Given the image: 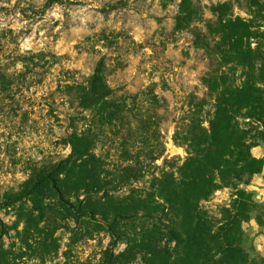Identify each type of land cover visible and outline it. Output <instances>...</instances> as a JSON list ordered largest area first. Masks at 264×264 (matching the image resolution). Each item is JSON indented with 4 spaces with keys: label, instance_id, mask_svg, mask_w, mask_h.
Listing matches in <instances>:
<instances>
[{
    "label": "rangeland",
    "instance_id": "obj_1",
    "mask_svg": "<svg viewBox=\"0 0 264 264\" xmlns=\"http://www.w3.org/2000/svg\"><path fill=\"white\" fill-rule=\"evenodd\" d=\"M230 18L253 21L263 38H251V48L264 44V0H0V203L50 174L75 205L84 197L75 189L81 167L95 183H112L113 197L151 199L158 178L175 174L188 157L174 134L186 123L190 98L207 92L202 77L210 61L197 36L212 46L220 40L216 22ZM96 68L112 94L84 106L80 91ZM107 106L120 107L121 118H108ZM79 134L88 136L89 156L72 154ZM260 146L252 151L264 155ZM130 168L140 170L136 179ZM260 174L200 202L219 226L238 189L251 193L260 210L242 223L249 252L264 234ZM99 190L89 198L105 202ZM166 223L157 213L77 216L44 185L0 206V264H143L141 253L126 254L128 241L150 234L160 249ZM111 226L121 233L112 246Z\"/></svg>",
    "mask_w": 264,
    "mask_h": 264
},
{
    "label": "trees",
    "instance_id": "obj_2",
    "mask_svg": "<svg viewBox=\"0 0 264 264\" xmlns=\"http://www.w3.org/2000/svg\"><path fill=\"white\" fill-rule=\"evenodd\" d=\"M215 25L220 40L212 46L197 36L199 46L208 51L210 61V68L202 77L207 92L202 97L190 98L186 123L178 126L174 134L175 143L186 147L188 157L175 174L167 172L158 178L151 199L133 195L123 199L113 197L107 192L112 183H95L93 173L81 167L75 189L81 190L84 197L75 205L64 199L59 179L44 174L36 178L29 189L7 198L0 206L50 185L77 216L98 215L103 220L108 215L116 219L140 213L144 217H152L153 213L164 216L167 236L160 249L151 247L147 240L150 234H143L140 241H128L126 254L141 253L143 264H264V257L254 248L249 252L241 245L242 223L251 218L252 212L260 210L251 193L238 189L219 226L200 205L220 186L249 185L253 176L264 170V155L256 157L252 153L254 147L264 144V44L257 43L251 48L249 42L251 38L262 41L263 34L251 20L230 18L219 20ZM85 87L80 91L81 96L85 93L84 106H92L89 101L96 104L91 98L101 100L112 94L100 68L94 69ZM107 109L108 118H121L120 107L107 106ZM102 111L106 114V109ZM88 144L87 134L74 136L72 154L89 156ZM161 155L157 153L154 159ZM129 170L134 179L140 174L137 168ZM97 189L107 192L105 202L89 198L97 195L93 194ZM255 219L259 225L263 224L261 215L256 214ZM110 232L112 246L121 233L113 226Z\"/></svg>",
    "mask_w": 264,
    "mask_h": 264
},
{
    "label": "crops",
    "instance_id": "obj_3",
    "mask_svg": "<svg viewBox=\"0 0 264 264\" xmlns=\"http://www.w3.org/2000/svg\"><path fill=\"white\" fill-rule=\"evenodd\" d=\"M260 148H261V146H257V147H254L253 149H256L257 150V149H260ZM252 153L256 157L263 156V154L262 155H259V154H256L253 151H252ZM263 174H264V172H262L260 174V176H263ZM254 246H255L256 250L260 253V255L264 257V234H258V235H256L255 240H254Z\"/></svg>",
    "mask_w": 264,
    "mask_h": 264
}]
</instances>
